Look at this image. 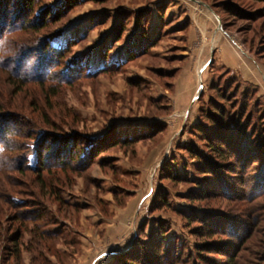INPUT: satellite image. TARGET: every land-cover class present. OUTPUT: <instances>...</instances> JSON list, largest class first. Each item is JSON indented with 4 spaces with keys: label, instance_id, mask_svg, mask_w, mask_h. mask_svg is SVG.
Returning a JSON list of instances; mask_svg holds the SVG:
<instances>
[{
    "label": "rangeland",
    "instance_id": "1",
    "mask_svg": "<svg viewBox=\"0 0 264 264\" xmlns=\"http://www.w3.org/2000/svg\"><path fill=\"white\" fill-rule=\"evenodd\" d=\"M0 7L7 24L52 17L38 33L9 36L12 51L30 49L16 61L2 57L15 64L0 68V109L22 135L1 151L8 164L0 198L40 215L21 228L18 210L1 201L0 236L23 233L16 244L0 237V264H264L260 153L243 169L222 159L217 148L237 147L215 142L211 130L221 124L209 119L225 118L227 128L256 98L247 87L237 93V82L208 66L205 40L190 38L208 11L238 47L264 58V0H0ZM39 61L41 72L32 69ZM197 62L207 63L204 75ZM21 67L48 79L21 78L13 73ZM262 104L252 125L264 132ZM70 151L78 159L54 167L70 162ZM41 164L47 170L38 173Z\"/></svg>",
    "mask_w": 264,
    "mask_h": 264
},
{
    "label": "trees",
    "instance_id": "2",
    "mask_svg": "<svg viewBox=\"0 0 264 264\" xmlns=\"http://www.w3.org/2000/svg\"><path fill=\"white\" fill-rule=\"evenodd\" d=\"M3 9H6V6H3ZM1 13H0V68L3 69L4 71H6L7 70L6 67L7 66L8 67L13 66L15 64V62L12 59V60H10V62H8V63H10V65L5 66V63L2 61V57H4L6 54H8V55L14 54L13 56H15L14 59L16 61L19 51L23 50V48L21 46V47H18V49L16 51L15 50L12 51L9 48L10 44H8L9 43V40H8L9 36H11L13 34H16V33H21L23 31H31V30H34L35 32L37 31V33H38L41 30L47 28L46 22L50 18L48 17L45 20L40 21V23L38 21H36V20L35 21H33V20L30 21L29 20L28 22L24 21L20 25H13V24H11L13 22H11L10 24H7V22H5V19H6V16H7L6 15L7 14L6 10H5L4 14H1ZM233 17L235 18L237 16L233 15ZM50 20H52V17H51ZM42 43H43V41L38 43V44L36 43V44L39 45V47H42L41 46ZM67 48H65V49L67 50ZM29 49L30 48L27 47L23 51H27ZM59 52L60 51L55 49L54 46L50 45V53L55 55L56 62H59L61 60V55H60ZM46 57H48V56L45 55L44 58L46 59ZM257 58H258L259 61L264 62V58L262 56L257 55ZM52 61H53V64H55L54 60H52ZM39 62H41V61H39ZM17 63H18V61H17ZM43 63H45V62H41V63H37L35 65H32V69L33 70L37 69L39 72H41V70L44 67ZM23 67H21L20 69L17 68L18 72L17 73L13 72V73L16 74L17 76H20L21 78L24 76L23 78H26V77L27 78H33L35 80H37V79H39V80H43V79L47 80L48 79L47 76H42V73L41 74H37L36 76L35 75L34 76H29L31 74L29 72L21 74L20 72H22L21 69ZM224 72L227 74V76L230 77L229 79H230L231 82H235V83L237 82L238 83L239 86H236V88H235L236 92L238 93L239 90L241 91L243 89V83L241 82V80L239 78H237L236 76H232L226 70H224ZM246 89L251 91V94H252L251 97L255 96V98H256L255 102L253 103V109H252V111H251V113L249 115H247L246 110L243 108L242 109L243 110L242 114L240 116L237 115V114H234L230 118V120H229L230 122L227 124V128H223L224 127L223 126L224 125V121L226 120L225 118H222V117L221 118H217V117H213L212 118L211 116H209V119L212 120V124H214V126L218 125L217 123L221 124V126L218 125V128H217L218 130H211L212 132L215 133V135L217 134V136L219 137V139L215 138V140H216L215 142L220 143V145H225V146L229 145L230 147L231 146L237 147L235 149L234 148L233 149H229L230 151H227L226 153L223 152L224 150L222 151V150H220V148H217L219 156L222 159H225V158L227 159V158H230V157L232 158L233 157V159H235L236 162L239 163V165L242 166V167L240 166V168H242V169L243 168H247L246 165H245V162H248V161L254 162L255 161L256 158H254V157H256V156H255V154H253L254 150H257L258 154L260 153L259 159L262 162V164H264V132H262L263 130H260V129L258 130L256 128L255 124L252 125L253 119H255V116L257 115V113H259L258 110H260L263 107L262 103L264 101L261 98H258L256 96V92L254 90H252L251 86H248ZM245 92L246 91H244V93ZM227 93H228V91L225 90L224 95L222 94V98H225ZM1 110L2 109H0V112L2 113ZM245 113H246V117H245ZM259 115H260L259 118H264V113L263 112L260 113ZM7 116L8 115H6L4 113L0 114V156L1 157H3V153H1L2 150L7 152L6 148L8 147V144L10 143L9 142L10 138L11 137L17 138L18 134L22 135L21 134L22 133L21 129H18V127H16V126H15V128L11 127ZM224 116L225 115H223V117ZM254 121L256 123L257 120L255 119ZM17 126H20V123L19 124L17 123ZM30 137H31V135H27L26 136V138H30ZM11 139H13V138H11ZM207 139L209 141L208 143L212 144V141L214 142V140L211 139L210 136ZM5 143L7 145H5ZM251 143H253V144H251ZM71 144H73V143H71V140H70L69 143L65 144V147H64L63 151H67L71 147ZM15 145H17V144H15ZM15 145H13V144L9 145L10 152H16L17 151V147ZM62 146H64V145H62ZM21 149H23V148H21ZM45 150H47V152H48V151H51L53 149H52V147L50 148V145H48V147ZM76 154H77V152L70 151V153L68 154L69 158H70V160H69L70 162H65V161L64 162H60V161L57 162L56 161L57 163L55 164L54 167H56L58 165L62 166V167H66V163H71L72 164L74 161H76L78 159V154L77 155ZM7 158L10 160L9 157H7ZM42 159L43 158H41V160ZM3 161L4 160H2L0 158V168L5 167V165H6L5 164L7 162L6 159H5L6 162H3ZM7 164H8V162H7ZM41 165L42 166L39 167L38 171H36V172L39 173V172H42V171L44 172V171L47 170V168H46L47 166H43V164H41ZM9 168L11 169V165H9ZM28 170L35 171V168L31 167V166H28ZM48 170L50 171V169H48ZM15 171H17V173H18L21 170H18V168H16ZM260 173L264 177V167L261 168V172ZM40 176H42V175H40ZM40 179L42 181V178H40ZM40 185H41V190H44L45 185L44 184H40ZM1 201H2L3 204L9 205L11 207V210H14V211L18 210V214H17L18 216L17 217L19 219H21V220H18V221L21 222V224H20L21 228L25 226L24 223H32L33 221L38 219L37 217H38V215H40V212L36 211L37 209L31 208V207L29 208V206L24 201L13 200V199H9L8 197L0 198V203H1ZM22 233L23 232H20L19 235H17V236H3L2 235L3 237H1V236L0 237H1V239L5 238V240H10L11 244H16V243H19L20 238L22 236ZM216 233H217L216 231L215 232H211V235L214 236ZM198 255L201 257L202 254H198ZM228 260H231V259H228Z\"/></svg>",
    "mask_w": 264,
    "mask_h": 264
},
{
    "label": "crops",
    "instance_id": "3",
    "mask_svg": "<svg viewBox=\"0 0 264 264\" xmlns=\"http://www.w3.org/2000/svg\"><path fill=\"white\" fill-rule=\"evenodd\" d=\"M203 17V23L198 27V34H195L196 30L191 29L190 38L192 41L201 38V41L205 40L207 43L202 46L201 50L203 52L207 50L210 55L208 66L213 64L226 70L232 76H236L241 80L244 88L251 86L256 92V96L264 101V62L259 61L243 45L242 48L241 46L238 47L230 33L218 32L219 20L214 22V18H217L216 15L207 11ZM194 65L198 74L202 72L203 75L205 74L204 70L207 63L200 64L197 62Z\"/></svg>",
    "mask_w": 264,
    "mask_h": 264
},
{
    "label": "built area",
    "instance_id": "4",
    "mask_svg": "<svg viewBox=\"0 0 264 264\" xmlns=\"http://www.w3.org/2000/svg\"><path fill=\"white\" fill-rule=\"evenodd\" d=\"M219 31L223 32V28L221 26L218 27Z\"/></svg>",
    "mask_w": 264,
    "mask_h": 264
}]
</instances>
